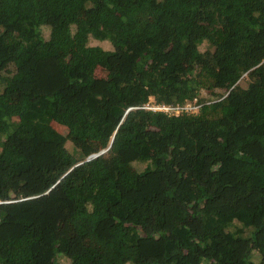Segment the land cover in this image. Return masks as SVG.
<instances>
[{"label": "trees", "instance_id": "1", "mask_svg": "<svg viewBox=\"0 0 264 264\" xmlns=\"http://www.w3.org/2000/svg\"><path fill=\"white\" fill-rule=\"evenodd\" d=\"M64 261L264 264V0H0V264Z\"/></svg>", "mask_w": 264, "mask_h": 264}, {"label": "built area", "instance_id": "2", "mask_svg": "<svg viewBox=\"0 0 264 264\" xmlns=\"http://www.w3.org/2000/svg\"><path fill=\"white\" fill-rule=\"evenodd\" d=\"M153 104V103H152ZM148 109L154 110V111H164L168 114H179L181 111H188V112H198L200 105H197L196 102H192L187 104L186 106H167V105H147Z\"/></svg>", "mask_w": 264, "mask_h": 264}, {"label": "rangeland", "instance_id": "3", "mask_svg": "<svg viewBox=\"0 0 264 264\" xmlns=\"http://www.w3.org/2000/svg\"><path fill=\"white\" fill-rule=\"evenodd\" d=\"M102 44H103L104 46H106V47H109V45H108L107 42H103ZM11 69H12V68H11ZM98 73H99V75H100V74L105 75V71H103V70H101V69L98 70ZM149 105H154V103H153V104L150 103ZM63 131H64V132H67V129L63 128ZM69 147H70V149H72V145H71V144H70ZM65 263H66V261L63 262V264H65Z\"/></svg>", "mask_w": 264, "mask_h": 264}, {"label": "water", "instance_id": "4", "mask_svg": "<svg viewBox=\"0 0 264 264\" xmlns=\"http://www.w3.org/2000/svg\"><path fill=\"white\" fill-rule=\"evenodd\" d=\"M111 144H112V141L110 142L109 147L111 146ZM107 149H108V148H107ZM107 149H104V150H102L101 152H99L98 154H94V155H92V156H90V157H93V156H96V155L102 154V153H104ZM90 157H89V158H90Z\"/></svg>", "mask_w": 264, "mask_h": 264}]
</instances>
